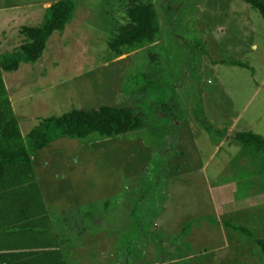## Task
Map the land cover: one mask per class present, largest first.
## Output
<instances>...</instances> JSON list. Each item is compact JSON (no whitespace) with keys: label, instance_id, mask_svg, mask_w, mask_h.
<instances>
[{"label":"rangeland","instance_id":"obj_1","mask_svg":"<svg viewBox=\"0 0 264 264\" xmlns=\"http://www.w3.org/2000/svg\"><path fill=\"white\" fill-rule=\"evenodd\" d=\"M74 1L73 22L65 32L53 36L45 52L46 62L53 65L45 69L28 65L14 77L26 82L30 72L35 74V80L17 93L28 100L16 108L22 125L36 128L53 116L106 105L135 106L139 112H147L162 98L171 106H180L187 118H194L190 115L203 108V93H215L221 100L228 89L241 96V107L247 112L245 120L234 125L236 132L247 130V120H255V116L264 118V21L243 0H144L157 6L162 23L159 45L122 57L110 52L108 41L127 22L124 12L130 1ZM30 2L39 17L38 9L58 0H0V40L17 42L22 28H38V23L12 11L18 4L27 7ZM40 2L45 4L39 6ZM251 12L255 19L248 17ZM250 23L253 31L258 23L257 33L245 32L251 31ZM241 52L256 62L243 61L248 67L240 71L205 69L206 75L220 83L217 87L201 81L204 71L198 64L210 66L203 61L204 54L212 62H231ZM50 55L56 60L50 61ZM146 73L158 76L159 89L150 91L152 78L145 77ZM250 77L254 84L249 83ZM144 88L150 95L154 92L148 100L141 92ZM233 107L229 114L216 110L211 114L222 117L219 123L234 124L239 118ZM208 116L205 110L195 118L199 124L207 120L217 129ZM154 127L110 140L101 141L97 136L84 142L62 139L35 154L37 159H48L45 167L49 171L40 182L49 204V200L56 202L64 210L85 205L100 210L98 219L86 220V227L99 229L94 228L95 234L87 232L82 256L73 264H246V255L249 264H264L256 243L258 238L264 239V155L233 139L216 150L211 145L215 133L209 135L211 143L197 140L198 134L192 133L194 140L187 143L198 154L188 157L184 152L183 160L176 157V143L167 139L172 125ZM174 130L170 133L176 137L178 127ZM214 138L213 144L221 142L218 136ZM158 165L163 175L157 174ZM130 175V184L120 190L118 178L125 181ZM147 180L155 184L154 190H149ZM168 193L174 205L161 216L164 203L160 196ZM110 201L108 215L104 205ZM105 218V227L100 229ZM228 222L251 230L256 238L234 232ZM78 229L80 226L74 231Z\"/></svg>","mask_w":264,"mask_h":264},{"label":"trees","instance_id":"obj_2","mask_svg":"<svg viewBox=\"0 0 264 264\" xmlns=\"http://www.w3.org/2000/svg\"><path fill=\"white\" fill-rule=\"evenodd\" d=\"M129 1L124 12L127 22L119 26L116 34L108 41L110 52L120 57L155 46L162 31L155 3L144 0ZM243 1L264 21V0ZM76 10L77 3L74 0H58L57 4L47 10L41 27L22 28L21 34L26 43L18 51L0 56V264H68L66 256L61 252L62 244L59 239L66 237V229L68 232H74L70 227L72 221L65 220L70 224L65 221L52 222L45 209L32 154L44 151L62 139L83 142L93 136H97L101 141L116 139L156 128L155 125H166L177 118L174 108L162 98L151 104L152 107L147 112H139L135 106L106 105L91 110L75 109L65 115L43 120L27 137L23 136L9 98L4 72H18L23 64H37L43 58L51 38L56 33L65 32L73 22ZM238 66L246 65L239 63ZM153 79L152 77L150 91L160 88ZM150 91L145 92L148 97L154 94L152 92L150 95ZM145 93L143 92L144 95ZM203 124L209 134L215 133L221 140L224 139V133L218 132L207 120ZM233 140L264 155V137L261 135L237 132ZM165 164L167 170L168 162ZM157 174L163 175L159 165ZM148 186L149 190L156 188L153 183ZM7 205H26L37 209L26 219L16 218L12 214L9 219V214L2 212ZM104 207L108 210L112 207V201L107 202ZM96 214L97 211L93 208L85 211L86 220H95ZM227 225L236 233L251 239L256 238L253 232L245 227L234 226L232 223ZM94 228L91 225L90 228L81 230L80 226L78 230L84 235L93 232ZM256 243L264 255V239H257ZM25 249L30 252L9 253Z\"/></svg>","mask_w":264,"mask_h":264},{"label":"crops","instance_id":"obj_3","mask_svg":"<svg viewBox=\"0 0 264 264\" xmlns=\"http://www.w3.org/2000/svg\"><path fill=\"white\" fill-rule=\"evenodd\" d=\"M32 3L33 2L28 3L26 5L27 7H24L23 5L18 4L17 6H15V8L12 11L16 12V16L22 15L24 17V19H27L30 22H36V23L39 24V26H42L43 23H44V20H45L46 12H47L48 9H50L53 6V4H52V6L50 5V6H46V7H43V8L41 7L40 9H38V11L41 12V16L38 17V16H36L37 14L36 15L34 14V11L37 10V7L36 6H35V8L32 7V5H31ZM35 3H38V2H35ZM41 4L44 5L45 3L44 2L43 3L40 2L39 6H41ZM22 8H24V9H22ZM30 12H32V13H30ZM43 12H44L45 15H43ZM250 14H252V12L249 13V16H248L250 18V20H251V18L255 19V16L254 15L252 16ZM41 19H43V20L40 23ZM246 21H248V20L246 19ZM255 21L257 22V20H255ZM160 23H161V18H160ZM252 24L253 23H250V27H249L252 32L247 30V29H245V32L247 34L248 33H253V32L257 33V29L255 27H257L258 23H255V26L253 25L254 31L252 30ZM27 27H30V26H27ZM161 27H162V23H161ZM31 28H34V27H31ZM174 28L178 29V26L175 25ZM254 35L255 34H252V36H254ZM10 43H12V45ZM25 43H26L25 37L23 35H21V34L18 35L17 42L8 41L7 38L6 39H2L1 38V40H0V56H3L5 54H7V53H12V52L18 51L20 49V47H22ZM48 45H49V43H48ZM158 45L159 44L157 42V44H155V46H153L151 48L157 47ZM254 47H256V46H254ZM11 49H13V50L10 51ZM47 49H46V51H47ZM249 49L252 50V48H249ZM245 56H246V54L241 52V53H236L235 55H233L232 56L233 60L231 62L226 61V59L212 62V60L211 61L208 60L206 58V54H204L203 57L205 59L203 61H205V63H208L210 66H205V64H203V62H202V65L198 64V66L201 67L203 69V71H204L201 81L204 82V83H208L209 87H211V88L217 87L218 85H220V83L218 81L214 80L213 76L206 75L205 69H209V68L210 69H220L222 67H226L228 69H232V70L235 69L237 71L245 70V69H247L248 66H244V67L238 66L239 63H242L243 61H246V60H251L252 62H256L255 58L248 59V57L247 56L245 57ZM45 59L46 58H45V53H44L43 58L37 64H28V65H40L39 68H42L44 66V69L45 68H50V66L53 65L54 62L48 64V62H46ZM48 59L50 61L52 60L51 55L48 57ZM55 60H56V57L52 61H55ZM55 64H57V62H55ZM28 65L23 64L18 72L9 73L10 76H8V77H7L8 73L4 72V81H5L8 93H9V98H10V101L12 103L15 115L17 116V118L19 120L20 128H21V131H22V134H23L24 137H27L31 133V131H33L35 129V127L34 126L33 127L26 126L27 123H24L22 125V123H21V121L19 119L18 113L16 111V108H17V104H21V103H23V101H28V100L23 99L22 96H17V93H19V91H20L19 89H22L23 85H25L27 82H33L35 80V77H34L35 74L33 75V72H30L29 78H27L28 81H26V82H23V81L17 82L14 77H17V75L21 72V70H23L24 67L28 66ZM106 65L109 66V63L106 64ZM105 66H103V67H105ZM163 66L166 67L165 64H163ZM166 69L169 70L168 67H166ZM144 75H145V77H147L149 79H150V77L151 78L153 77L154 78L153 80H155L157 82L158 76H154L153 74H152L153 76H151V74L149 75V73H146ZM174 75H175V73H174ZM41 76L46 77L47 74H45V75L43 74ZM164 77L167 78L165 73H164ZM249 79H250L249 83L250 84H254V82L252 81V79L254 80V77H252V78L250 77ZM261 84L264 85V80L261 82ZM229 90L230 89H228L227 92L222 96L221 100H219L217 96H214L215 93H210V92L203 93L202 102H201V104L203 105V108L198 109V112L196 114L190 115V116H194V118H190V117L187 118L188 116L183 114V112L180 109V106L179 107L175 106V105L171 106L172 108H174L173 109L174 110V114L176 116H178V118L174 119L173 120L174 122H170V123H168L166 125H162L161 127L164 128V127H168V126L172 125V128L167 130V132H169L167 139H168V141L169 140L173 141V144L176 143L175 144L176 157H180L181 156V158L183 160H185V158L182 157L184 152L188 155V157L195 156L196 154H198V153H196V151H198V149L197 150L196 149H192L190 147V145L187 143L190 140H194V137L191 135L192 133L198 134V139L197 140H202L203 142L206 141V142H209V143L212 142L211 145L216 150L217 149L219 150V148H222V145L224 144V142L230 141L231 139H233V135L232 134L234 132H236V127L241 122V118H242V121L245 120L243 117L247 116V112H246L245 108L242 109V107H241V103H240L241 96L239 94H233L232 91L231 90L229 91ZM141 92L145 93V88L142 89ZM146 93H145V96L148 99L149 95L147 96ZM26 106L32 108L31 105H26ZM26 106H24V107H26ZM232 106H234L233 109H232L233 113L234 114H238V115H236V117L239 118V119H237L234 122V124L225 125L224 123H219V119L222 118V117H218V115H212L211 114V112L214 111V110L218 111L219 114H222V113L229 114V110L231 109ZM124 107H128V106H124ZM237 107L239 109V112L237 110ZM192 110H194V112L197 111L195 109V107L192 108ZM205 110L207 111V113L209 115L208 118H209L210 122H212V124L217 129H219L218 131H221V133H224V135H225L224 139H222L221 142L218 143V144H213V139L216 140L214 138V136H217V135L213 134V139L211 141L210 136L212 134L207 133L208 131L206 130L205 125L203 123L199 124L197 122V119L195 118V116H197L198 113L204 112ZM31 112H33V111H31ZM20 115L23 118H25L26 116H29L27 114H20ZM252 115H254V113H252ZM255 118H256L255 120H251V121L247 120V123L250 124V127L247 130H245V131L243 130V132L244 133L252 132V133H255V134H258V135H261V136L264 137V118L262 117V115L261 116L257 115V116H255ZM194 119H195V122H192V121H194ZM253 121H257V122H253ZM234 125H237V126H234ZM228 126H230V127H228ZM177 127H178V131H176L177 132V136L174 137V133H170V132L171 131H175L174 128H177ZM25 129H29V131L26 133L24 131ZM153 129H156V128H153ZM238 132H241V131H238ZM230 133H231V135H229ZM130 135H132V134H130ZM131 138L132 137H129V139H131ZM219 138L220 137H218V139ZM129 139H128V141H130ZM126 143H127V141H126ZM53 145H55V144H52L49 148H47L45 150L50 149ZM44 151H41V152H44ZM181 151H182V153H181ZM31 157H32L33 165H34L35 174H36L39 186H40V190H41V193H42V195L44 197L45 207H46L45 209H46L48 215L51 217L52 222L56 223V222H59V221L64 222L65 220L66 221L69 220V221H72L71 224L66 222V221L65 222L67 224H70V227L73 228V229L77 228L78 226H81V230L83 228H86L85 227V224H86L85 211L88 212V209L90 208V206L85 205V206H82V207H76V208H73V209L64 210V209H60L58 207L59 206L58 203H56V202L55 203H51V201L49 200V202L51 204L50 205L46 201V198H45L46 189H44L42 187V184L40 182L41 181L40 177L41 176H45L47 174V172L49 171L48 167H45V166L48 165V162H46V161H48V159L47 158H43V157H41L40 159H37L35 154H32ZM171 158L173 159L172 155H171ZM37 161H40V162L37 163ZM180 164H186V162H180ZM38 165L40 166V170L37 167ZM130 178H132L131 175L129 176V178L124 179L127 182L126 185L124 184L125 181H122L120 178H118V181L120 182V184H119L120 190L130 184L131 180H129V182H128V179H130ZM133 179L136 180L135 177H133ZM157 181H159V179ZM152 183L153 182H150L149 180H147V185L152 184ZM114 196L116 197L117 195H114ZM160 199L164 203V209L161 211V216H165L167 214V212L169 211V209L171 208V206L174 205V201H172V197L170 196L169 193L167 195L160 196ZM35 209H37V208L27 207L26 205H21V206L7 205V206H5L3 208L2 212L8 213L9 215H7V218H9V219L12 217V215H14L16 218L18 217V218L26 219V217L29 216V214L33 213L35 211ZM105 210L108 211V215H109V213L111 212V207L108 210L107 209H105ZM114 210H115V208L112 209V211H114ZM99 215H100V210H97V214H96L97 219L99 218ZM160 218L159 219L157 218V221H155L158 225H159V222L161 221ZM96 221H98V220H96ZM105 222H106V218L103 220V224L101 225L100 229H103L105 227L104 226ZM96 228L99 229L98 227H96ZM156 228H157V226H156ZM183 229H184L183 230V232H184L186 230V227H183ZM66 231H67L65 233L66 237L63 238V236H62V238H60V239L58 238V239L60 240V243L62 244L61 245V252L64 253V255L66 256L68 264H73V262L75 260L80 259L81 256H82V253H83L85 248L84 247L81 248V246H82V243H85L84 240H86V238H87V235H86L87 233L83 235L79 230L78 231H74V232H72V231L68 232V230L66 229ZM89 233L90 234H95L94 231L93 232H89ZM23 244H25V242H23ZM7 252H9V251H7ZM22 252L23 253H27V252H30V251L26 250V249L25 250H21V251L14 250V251H10L9 253H17V254H19V253H22ZM79 255H81V256L79 257ZM244 257L247 258L246 259L247 260L246 264H249L248 256L246 255ZM257 260H260V259H257ZM258 264H260V263L258 262Z\"/></svg>","mask_w":264,"mask_h":264}]
</instances>
